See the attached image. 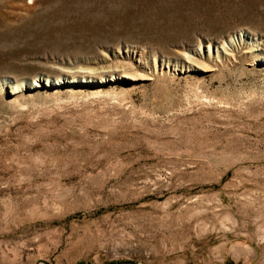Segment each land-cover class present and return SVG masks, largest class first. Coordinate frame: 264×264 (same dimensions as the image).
Masks as SVG:
<instances>
[{"label": "rangeland", "instance_id": "1", "mask_svg": "<svg viewBox=\"0 0 264 264\" xmlns=\"http://www.w3.org/2000/svg\"><path fill=\"white\" fill-rule=\"evenodd\" d=\"M241 33L264 0H0V264H264V63L179 54ZM112 61L151 79L8 92Z\"/></svg>", "mask_w": 264, "mask_h": 264}, {"label": "bare ground", "instance_id": "2", "mask_svg": "<svg viewBox=\"0 0 264 264\" xmlns=\"http://www.w3.org/2000/svg\"><path fill=\"white\" fill-rule=\"evenodd\" d=\"M237 38L240 39L246 38V40L250 41L251 45H248V47L245 50V53L248 56L256 57V59L262 61L264 63V51H262L261 43L262 41L259 38L250 37L249 35H246V33H241L237 36L231 37L230 39H227L226 41L219 43V44H208L203 45L201 44L200 47L197 49L192 50V54L187 52H180L186 62L190 64L191 67H194L198 70L202 71H211L214 70L216 67L214 65H208L198 59V56L205 57L207 59H217L219 56L222 58H229L231 59L233 55V49L236 47V41ZM263 45V44H262ZM236 49V48H235ZM127 54L125 55H119L121 51H119L118 54H116L117 58H135V56H132L133 54H129L130 50L126 51ZM236 53V52H235ZM178 54V53H177ZM180 55V56H181ZM109 58V55L104 53L102 55V59ZM111 58V57H110ZM233 58V57H232ZM106 60V59H105ZM257 60V61H258ZM140 63H145L144 61L140 60ZM126 64V65H125ZM165 64V63H164ZM169 64V63H168ZM127 63H120L116 61H112L111 63H105L95 66H83L79 69H73L70 71H63L62 73L65 74V76H61L59 78H42L41 81H34V82H22L21 84L15 83L14 81H9L8 85V92L10 94H15L19 91H21V87L27 85V89H31L34 87H40V86H46V87H53L55 85L60 84H69V83H96V82H109L111 80H114L113 74H118L117 77H126L131 79H137V80H145V79H151L150 74H142L137 70L132 69L128 67ZM157 69V65H156ZM217 69V68H216ZM113 75L112 78H108L109 75ZM153 75V74H152ZM83 78V79H81ZM100 78V79H99ZM44 83V84H42Z\"/></svg>", "mask_w": 264, "mask_h": 264}, {"label": "water", "instance_id": "3", "mask_svg": "<svg viewBox=\"0 0 264 264\" xmlns=\"http://www.w3.org/2000/svg\"><path fill=\"white\" fill-rule=\"evenodd\" d=\"M40 262L44 263V264H52L51 262H49L48 260L46 259H40L39 261H37L36 264H40Z\"/></svg>", "mask_w": 264, "mask_h": 264}]
</instances>
